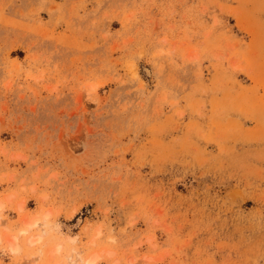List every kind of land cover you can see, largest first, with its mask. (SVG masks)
I'll list each match as a JSON object with an SVG mask.
<instances>
[{
	"label": "rangeland",
	"instance_id": "obj_1",
	"mask_svg": "<svg viewBox=\"0 0 264 264\" xmlns=\"http://www.w3.org/2000/svg\"><path fill=\"white\" fill-rule=\"evenodd\" d=\"M0 205V264H264V0H0Z\"/></svg>",
	"mask_w": 264,
	"mask_h": 264
},
{
	"label": "bare ground",
	"instance_id": "obj_2",
	"mask_svg": "<svg viewBox=\"0 0 264 264\" xmlns=\"http://www.w3.org/2000/svg\"><path fill=\"white\" fill-rule=\"evenodd\" d=\"M0 210L1 211L3 210L1 205H0ZM35 226H38V224H35ZM23 233H26V231H23ZM34 243H35L34 241H30V244H34ZM10 247L12 248V251L15 252V253L19 251V248H14L11 245V243H10ZM94 262H96V259L95 260L93 259V261H88L87 264H93Z\"/></svg>",
	"mask_w": 264,
	"mask_h": 264
}]
</instances>
